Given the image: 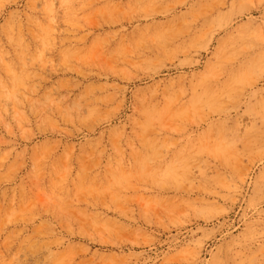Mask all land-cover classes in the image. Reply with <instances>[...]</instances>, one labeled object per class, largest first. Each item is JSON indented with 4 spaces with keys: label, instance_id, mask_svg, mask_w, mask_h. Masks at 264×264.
Masks as SVG:
<instances>
[{
    "label": "rangeland",
    "instance_id": "rangeland-1",
    "mask_svg": "<svg viewBox=\"0 0 264 264\" xmlns=\"http://www.w3.org/2000/svg\"><path fill=\"white\" fill-rule=\"evenodd\" d=\"M0 264H264V0H0Z\"/></svg>",
    "mask_w": 264,
    "mask_h": 264
}]
</instances>
